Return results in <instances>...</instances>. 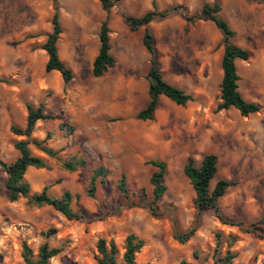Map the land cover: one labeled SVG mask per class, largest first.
I'll use <instances>...</instances> for the list:
<instances>
[{
    "label": "rangeland",
    "instance_id": "obj_1",
    "mask_svg": "<svg viewBox=\"0 0 264 264\" xmlns=\"http://www.w3.org/2000/svg\"><path fill=\"white\" fill-rule=\"evenodd\" d=\"M56 1L62 27L58 54L73 73L67 83L57 71L44 70L47 55L41 45L52 29V1L0 0V79L6 80L0 82V162L10 163L19 155L14 142L25 137L10 128L25 126L28 104L41 105L45 112H62V118L75 127L72 134L60 131L58 120H38L30 138L46 139L49 146L62 149L63 157L83 158L85 167L66 171L29 145L46 166L29 167L24 176L30 194L44 186L55 197L68 191L71 206L93 218L68 220L52 206L35 205L29 196L10 202L6 174L0 169V264H25L23 244L36 254L44 242L60 250L48 264H97L99 239L113 240L122 253L129 233L144 241L135 255L137 264H215L226 249L235 253L231 264H264V238L230 223L264 220V4L219 0L218 15L235 31L232 41L250 51L247 60L235 61L238 89L260 109L243 117L234 107L215 111L222 77L221 34L209 20L187 24L183 18V9L196 15L204 2L213 0L117 2L108 14L115 64L100 77L91 75V64L106 12L98 0ZM152 3L157 11L170 10L168 17L148 24L159 69L166 81L192 99L179 106L161 95L154 118L140 120L136 114L148 100L149 54L142 44L144 28L131 31L122 15L141 16L153 9ZM206 153L217 156L210 190L219 179L234 181L218 199L227 224L211 210L197 214L195 192L183 173L189 156L198 166ZM149 160L166 163V190L157 217L145 205L122 207L123 198L115 189L124 173L134 199H141L142 192L150 199L154 168ZM97 166L107 170L109 183L97 188L93 200L85 189ZM193 225L196 229L188 240L175 239V232ZM50 228L55 232L46 235ZM259 228L264 232V222Z\"/></svg>",
    "mask_w": 264,
    "mask_h": 264
},
{
    "label": "trees",
    "instance_id": "obj_2",
    "mask_svg": "<svg viewBox=\"0 0 264 264\" xmlns=\"http://www.w3.org/2000/svg\"><path fill=\"white\" fill-rule=\"evenodd\" d=\"M54 13L51 19L52 29L46 35L45 42L41 45L47 55V60L44 64V70L46 72L57 71L64 83L69 82L73 73L70 67H68L64 61L59 57L57 41L62 33V27L59 22L58 6L56 0H51ZM102 9L106 12V18L101 21L98 32V51L92 60L91 75L93 77L102 76L109 68L115 64V59L110 54V28L108 24V14L112 6H114L120 0H98ZM264 4V0H254ZM153 9L145 12L141 16H131L123 14L122 17L128 28L131 31H137L143 27L142 44L149 54V69L146 74L148 80V100L142 109H140L136 118L140 120H151L154 118V114L158 105L159 96L163 95L176 105L184 106L188 101L192 99L191 95L186 93L183 89L166 81L159 69V61L157 59V52L154 45V37L148 28V24L159 18H166L170 14V10L157 11L154 3H152ZM181 7V6H178ZM182 8V7H181ZM221 9L219 0H213L212 2H204L201 9L196 15H188L186 10L183 9V18L187 24L194 23L196 20H209L221 34V42L223 44V53L221 57V69L222 77L219 83L220 101L216 104L215 111L226 110L230 107H234L238 110L239 114L243 117L250 114H254L259 111V104L246 100L238 89V81L240 79L235 61L237 59L247 60L250 57V51L243 48L232 41L235 35V31L230 25L218 15ZM0 82H6L4 79H0ZM63 113L55 114L53 112H45L43 107H33L27 105V117L26 123L23 128L17 126H11V131L15 135L24 136L25 139L14 142L15 149L19 152L18 157L10 162H0V169L6 174L5 188L7 191V197L10 202H14L20 197L29 196L32 203L37 206L49 205L59 211L68 220H90L92 215H88L79 206L72 207L71 200L72 195L68 191H63L60 197L52 196L48 191V186H44L39 192H33L30 194V185L25 179V173L29 167L43 168L46 166L45 160L37 155L32 154L29 145H33L37 150L44 153L48 158H53L59 162L61 167L66 171H75L78 168L85 167L86 161L83 158L75 157H63L61 154L62 149H55L48 145L46 139L38 140L30 138V135L34 129L35 123L38 120H58L59 130L66 134H72L74 132V125L70 124L65 118L63 119ZM50 135V134H48ZM154 169L152 170L149 182L152 186L151 197L146 199V194L142 192L141 199H134V193L130 192L126 175L121 173L115 189L122 196V207L131 208L135 206L145 205L151 215L160 216L158 211V203L160 202L166 186L164 184V177L166 174V163L161 160H149L147 162ZM217 172V156L214 153H206L203 155L201 163L196 166L192 157H188L184 166L183 173L189 179V182L195 192L193 199L194 206L197 214L203 211L211 210L217 216V218L223 223L227 224V219L221 214L218 199L222 197L227 188L234 184L232 180L219 179L215 182L213 188L210 190L209 185L211 179ZM107 170L103 166H97L91 170L89 185L85 189V195L88 198L97 200V188H107ZM264 222L260 219L256 222L248 224L230 222L245 233H254L259 237L264 238V232L259 228V225ZM196 226L193 225L186 231H177L174 233V237L177 241L183 243L188 240L195 232ZM55 232L54 228H50L46 231V235H51ZM231 241L235 238L229 236ZM144 244L143 239L129 233L126 235L123 241L122 250L120 253L119 247L113 240L107 241L106 239H99L97 242L96 256L97 264H137L135 261V255L140 251ZM59 248L51 247L46 242L42 243L36 254H33L31 249L23 244L22 258L25 264H48L49 260L59 253ZM235 253L226 249L222 257L216 258L215 264H231ZM2 261V255L0 254V263Z\"/></svg>",
    "mask_w": 264,
    "mask_h": 264
}]
</instances>
